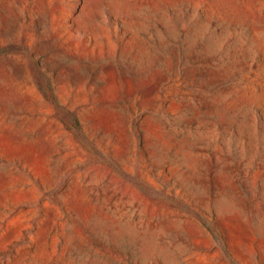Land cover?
Returning <instances> with one entry per match:
<instances>
[{
    "label": "rangeland",
    "instance_id": "1",
    "mask_svg": "<svg viewBox=\"0 0 264 264\" xmlns=\"http://www.w3.org/2000/svg\"><path fill=\"white\" fill-rule=\"evenodd\" d=\"M0 264H264V0H0Z\"/></svg>",
    "mask_w": 264,
    "mask_h": 264
}]
</instances>
